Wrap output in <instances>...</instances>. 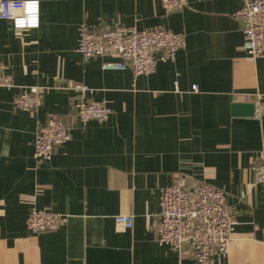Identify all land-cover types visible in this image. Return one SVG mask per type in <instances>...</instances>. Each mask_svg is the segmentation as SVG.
I'll return each instance as SVG.
<instances>
[{
	"label": "crops",
	"instance_id": "obj_1",
	"mask_svg": "<svg viewBox=\"0 0 264 264\" xmlns=\"http://www.w3.org/2000/svg\"><path fill=\"white\" fill-rule=\"evenodd\" d=\"M37 1L35 28L0 19V58L15 83L0 88V264H197L188 247L180 254L156 240L161 191L177 177L226 194L235 224L227 256L213 264H264V191L252 171L264 149V58L243 49L233 13L245 0H187L173 12L159 0ZM83 24L167 28L183 33L185 46L150 74L106 69L115 58L76 51ZM74 82L105 100L104 122L76 119L65 89ZM22 86L42 89L35 109L14 107ZM241 93L255 100L251 117L231 113ZM51 115L71 137L38 162L34 137ZM32 206L66 221L33 233ZM121 213L132 214L131 229L116 226Z\"/></svg>",
	"mask_w": 264,
	"mask_h": 264
},
{
	"label": "built area",
	"instance_id": "obj_2",
	"mask_svg": "<svg viewBox=\"0 0 264 264\" xmlns=\"http://www.w3.org/2000/svg\"><path fill=\"white\" fill-rule=\"evenodd\" d=\"M166 12L182 10L187 0H159ZM243 24L244 45L251 60L264 58V0H245L233 13ZM0 19L9 20L17 30L31 29L39 23V2L37 0H0ZM185 37L181 32L167 28L137 29L108 25L96 31L83 24L80 28L76 51L85 59L112 57L103 63L106 69H130L134 74H150L158 62L173 60L178 50L184 48ZM14 80L5 71L0 58V88L12 90ZM65 89L75 94L72 110L81 123L90 120L104 122L110 108L105 100L88 99L93 89L86 84L69 83ZM196 89V86H194ZM242 102H255L252 96L241 93ZM258 98V96H257ZM43 99V91L37 86H22L13 104L19 110H33ZM71 137L70 127L61 116H48L33 141V157L38 162L51 159L57 146ZM252 166L254 183L264 191V149L258 153ZM159 220L157 243L169 246L182 254L188 247L197 264H213L214 257L225 258L228 254L230 234L235 218L226 203L223 190L206 181L189 188L186 181L177 177L163 188L159 199ZM66 218L57 212L32 206L26 218V225L33 233L55 230ZM120 229H131L132 214H118L114 217Z\"/></svg>",
	"mask_w": 264,
	"mask_h": 264
},
{
	"label": "water",
	"instance_id": "obj_3",
	"mask_svg": "<svg viewBox=\"0 0 264 264\" xmlns=\"http://www.w3.org/2000/svg\"><path fill=\"white\" fill-rule=\"evenodd\" d=\"M231 113L237 116L251 117L255 114V104L253 102H234L231 104Z\"/></svg>",
	"mask_w": 264,
	"mask_h": 264
}]
</instances>
